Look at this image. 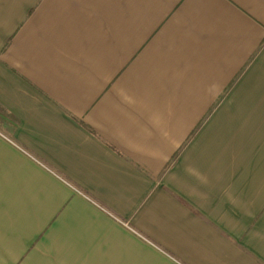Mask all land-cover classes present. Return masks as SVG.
<instances>
[{
    "label": "crops",
    "instance_id": "obj_1",
    "mask_svg": "<svg viewBox=\"0 0 264 264\" xmlns=\"http://www.w3.org/2000/svg\"><path fill=\"white\" fill-rule=\"evenodd\" d=\"M0 264H264V0H0Z\"/></svg>",
    "mask_w": 264,
    "mask_h": 264
}]
</instances>
